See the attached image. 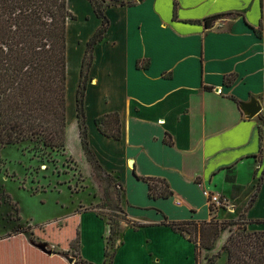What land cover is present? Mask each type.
<instances>
[{"label": "crops", "instance_id": "1", "mask_svg": "<svg viewBox=\"0 0 264 264\" xmlns=\"http://www.w3.org/2000/svg\"><path fill=\"white\" fill-rule=\"evenodd\" d=\"M121 1L131 5L106 9L110 24L94 48L86 91L90 146L123 187L128 218L145 225L131 227L133 232L144 233L147 244L158 242L170 254L174 244L191 245L195 263L194 245L160 223L164 215L171 221L210 220L207 201V217L195 212L197 195L204 190L237 202L249 221H264V181L248 206L264 170V0H255L252 18L253 6L246 0ZM68 9L74 18L67 24V70L69 80L72 63L76 104L87 43L102 20L89 0H68ZM215 15L223 16L206 27L204 19ZM146 60L148 68L137 67ZM232 74L235 81L225 84V76ZM252 104L261 109L254 116ZM109 113L121 116V140L103 136L95 125ZM135 174L166 179L174 195L151 199L148 184ZM248 229L264 231V224ZM227 238L223 233L216 247ZM121 245L113 264L163 262L154 249L124 257Z\"/></svg>", "mask_w": 264, "mask_h": 264}, {"label": "trees", "instance_id": "2", "mask_svg": "<svg viewBox=\"0 0 264 264\" xmlns=\"http://www.w3.org/2000/svg\"><path fill=\"white\" fill-rule=\"evenodd\" d=\"M95 14L102 20L101 27L87 43V49L82 61L80 81L76 94V119L79 140L83 153L98 175L103 187L106 207L120 212L127 219L128 215L121 207L123 187L117 178L103 168L95 152L90 146L89 130L86 112V91L89 84L90 69L94 62V48L105 38L109 27L106 9L111 6H127L121 0H89ZM176 17V8L174 10ZM223 15H215L204 19L206 27ZM74 16L68 9V0H0V148L5 146H19L24 143L34 144V152L44 155L47 153L61 154L66 152L67 145V24ZM194 23H201L196 21ZM262 22L257 33L260 35ZM137 67L146 69L149 61H139ZM236 79L234 74L227 75L224 83L232 84ZM99 132L114 140L123 137V126L119 113H109L95 119ZM262 130V129H261ZM169 145L173 141L166 137ZM139 180L148 184L151 199H168L174 195L166 179L154 177H140ZM116 183L121 194L112 193L111 183ZM264 181V170L259 176L255 191L248 203L252 206L260 192ZM199 182V181H198ZM237 193L240 189L236 190ZM235 205V204H234ZM240 209V208H239ZM238 208L225 217L224 208L221 215L217 207L210 205V220H182L171 221L164 215L162 226L170 227L194 245L195 264H201L203 252H206L204 264H219L223 255L225 264H264V231H249L252 223L264 224V221H249ZM96 213L100 218L104 215L96 208L83 209ZM77 212L69 219L55 221L46 225L29 226L31 242L20 231L8 234L0 239V246H11L21 243L22 250H11L20 264H69L66 259L73 260V264H93L85 260L81 254V232ZM116 218L118 215L109 214L108 246L105 250L104 264H113L115 249L110 253V245L117 239ZM231 218V219H230ZM244 221V222H243ZM135 230L145 225L132 222ZM233 227H237L235 231ZM232 232L214 255L213 251L218 240L226 230ZM68 246H62L64 235ZM53 236V238H52ZM54 236L57 237L54 238ZM55 246L57 251H45L38 248ZM9 255V256H10ZM71 255V256H70ZM33 259L32 262L30 260Z\"/></svg>", "mask_w": 264, "mask_h": 264}, {"label": "rangeland", "instance_id": "3", "mask_svg": "<svg viewBox=\"0 0 264 264\" xmlns=\"http://www.w3.org/2000/svg\"><path fill=\"white\" fill-rule=\"evenodd\" d=\"M255 3V0H246L247 5L253 6L249 12L250 18L257 15L254 8ZM74 71L75 68L71 63L67 86L69 153L62 152L61 154L53 153L50 155L47 153L48 155H44L34 152V144L31 143L0 148V238L8 234L25 231V238L31 242L30 232L27 231L29 226L36 227L55 221H64L80 212L78 217L82 256L93 264H104L110 231L108 218L109 214L115 213L118 215L116 220L119 221H116V225H118L119 233L117 239L110 245V253L114 249L116 252L118 246L123 244V246L121 245V255L124 257L133 254L146 255L147 253L149 255L154 249L164 256L162 264H195L191 245L175 247L174 244V254H170L166 251L165 246H160L158 242L153 245L147 244L144 233L133 232L132 221L128 217L126 219L122 213L106 207L100 179L86 159L78 139V126L75 120L76 88L74 79L77 75H74ZM111 187L113 194H121L114 181L111 183ZM206 201L203 195H197L195 212H199V216L207 217L209 213L205 206ZM120 204L124 210V199ZM234 204L237 209V202ZM87 208H96L104 215V218L98 217L91 210L81 212ZM217 211L220 215L223 212L218 208ZM244 211L245 208H240L238 213L241 214ZM230 213L233 212H225V217H230L227 216ZM236 229L237 227L232 228L233 231ZM231 232L228 229L225 235L229 237ZM64 236L62 246L67 247L66 238L69 237V233ZM54 238L57 239L56 236ZM221 241L224 239L222 238ZM220 245L219 243L217 247L215 246L214 250L211 251L212 254L209 255L217 254L221 250ZM38 248L47 252L57 251L55 246L40 245ZM11 250H22L21 243H14L11 246L1 245L0 264H20L15 256L10 255ZM206 255V252H203L201 264L205 263ZM32 261L33 259L30 260V262ZM224 261L225 257L222 256L219 264H224ZM34 264H38V262ZM117 264H125V262L119 261Z\"/></svg>", "mask_w": 264, "mask_h": 264}, {"label": "built area", "instance_id": "4", "mask_svg": "<svg viewBox=\"0 0 264 264\" xmlns=\"http://www.w3.org/2000/svg\"><path fill=\"white\" fill-rule=\"evenodd\" d=\"M203 196L205 197L209 205L217 208H224L229 212H234L235 210L234 203L228 197L222 196L209 190H204Z\"/></svg>", "mask_w": 264, "mask_h": 264}, {"label": "water", "instance_id": "5", "mask_svg": "<svg viewBox=\"0 0 264 264\" xmlns=\"http://www.w3.org/2000/svg\"><path fill=\"white\" fill-rule=\"evenodd\" d=\"M139 1H142V0H139ZM260 110H261L260 107L256 104H252L249 106V111L252 116L256 115ZM66 260L68 261L69 264H73V260H69V259H66Z\"/></svg>", "mask_w": 264, "mask_h": 264}, {"label": "bare ground", "instance_id": "6", "mask_svg": "<svg viewBox=\"0 0 264 264\" xmlns=\"http://www.w3.org/2000/svg\"><path fill=\"white\" fill-rule=\"evenodd\" d=\"M69 48V47H68ZM70 53V52H69ZM74 53V52H73ZM70 58V57H69ZM70 62V61H69ZM69 71H70V67H69Z\"/></svg>", "mask_w": 264, "mask_h": 264}]
</instances>
